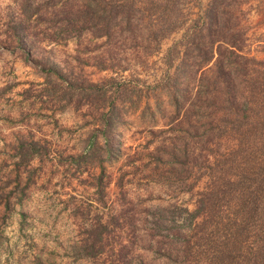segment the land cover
<instances>
[{
	"label": "trees",
	"instance_id": "1",
	"mask_svg": "<svg viewBox=\"0 0 264 264\" xmlns=\"http://www.w3.org/2000/svg\"><path fill=\"white\" fill-rule=\"evenodd\" d=\"M242 2L15 1L11 43L33 58L54 104L97 110L95 123L108 140L126 109H137L142 98L139 78L118 76L146 68L162 41L182 31L163 56L161 79L147 86L155 110L162 111L163 102L171 109L168 127L159 131L164 137L148 154L155 168L162 165L182 191L193 193V208H182L187 217L164 232L156 220L136 232L133 211L131 240V233L123 234L121 215L113 217L117 234L108 220H97L74 249L77 255L101 264H264V59L244 51ZM44 41H73L75 64L60 66L41 54L34 58ZM83 66L107 74L94 81ZM150 107L146 101L142 115ZM108 140L104 149L110 158L115 154ZM38 144L20 142L15 166L28 172L32 159L42 157ZM88 157L90 164L95 161V153L78 160L86 163ZM105 177L103 166L93 174L104 194L111 182ZM116 186L124 199L123 176Z\"/></svg>",
	"mask_w": 264,
	"mask_h": 264
},
{
	"label": "rangeland",
	"instance_id": "2",
	"mask_svg": "<svg viewBox=\"0 0 264 264\" xmlns=\"http://www.w3.org/2000/svg\"><path fill=\"white\" fill-rule=\"evenodd\" d=\"M15 1L0 0V264H101L77 255L74 249L94 222L106 219L114 229L113 217L118 215L125 223L123 234L129 237L135 228L133 211L138 218L136 232L154 220L161 232L176 227L180 216L187 217L182 208H193L194 195L182 191L162 165L155 168L148 154L164 137L159 131L168 127L166 116L171 109L163 102L162 111L155 110L147 86L161 79L163 56L182 31L162 41L146 68L136 67L118 76L133 82L139 78L142 98L137 109H126L123 123L108 140L95 123L97 110L87 105L75 109L54 104L33 58L11 43L9 26L17 14ZM241 9L246 31L244 51L264 59V0H243ZM75 46L73 41L65 45L44 41L34 58L41 54L44 61L74 65L71 56ZM82 72L94 81L107 74L89 66H83ZM146 101L151 107L142 115ZM29 140L39 143L42 157L32 159L27 172L15 162L20 142ZM106 140L114 148L115 155L110 158L105 154ZM88 153H95L93 163L89 157L86 163L78 160ZM102 166L105 178L111 180L106 194L95 187L98 181L93 179ZM121 176L124 199L116 186ZM118 231L116 227L112 234Z\"/></svg>",
	"mask_w": 264,
	"mask_h": 264
}]
</instances>
